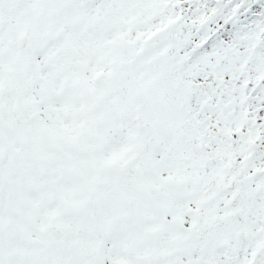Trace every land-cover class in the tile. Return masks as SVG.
I'll return each mask as SVG.
<instances>
[{
    "label": "snow or ice",
    "instance_id": "1",
    "mask_svg": "<svg viewBox=\"0 0 264 264\" xmlns=\"http://www.w3.org/2000/svg\"><path fill=\"white\" fill-rule=\"evenodd\" d=\"M0 264H264V0H0Z\"/></svg>",
    "mask_w": 264,
    "mask_h": 264
}]
</instances>
